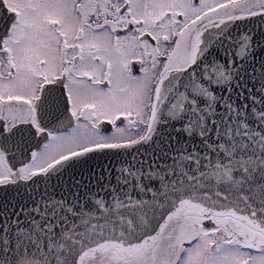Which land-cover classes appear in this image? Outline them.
<instances>
[{
    "label": "snow or ice",
    "instance_id": "6c2138e0",
    "mask_svg": "<svg viewBox=\"0 0 264 264\" xmlns=\"http://www.w3.org/2000/svg\"><path fill=\"white\" fill-rule=\"evenodd\" d=\"M0 264H264V0H0Z\"/></svg>",
    "mask_w": 264,
    "mask_h": 264
}]
</instances>
